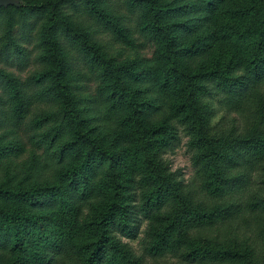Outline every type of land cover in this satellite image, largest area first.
Returning <instances> with one entry per match:
<instances>
[{
	"label": "trees",
	"instance_id": "16d2710c",
	"mask_svg": "<svg viewBox=\"0 0 264 264\" xmlns=\"http://www.w3.org/2000/svg\"><path fill=\"white\" fill-rule=\"evenodd\" d=\"M121 4L133 27L111 0L0 7V61L27 64L25 44L45 17L32 74L0 70L9 104L0 126L28 123L30 140L44 128L42 153L21 163L11 156L26 143L0 134V171L14 172L0 181V264L262 262L264 0ZM91 19L128 44L147 37L152 56H110ZM35 103L50 109L30 118ZM221 108L253 128L215 123ZM182 134L194 185L166 157ZM142 232L138 253L130 241Z\"/></svg>",
	"mask_w": 264,
	"mask_h": 264
},
{
	"label": "rangeland",
	"instance_id": "374dc122",
	"mask_svg": "<svg viewBox=\"0 0 264 264\" xmlns=\"http://www.w3.org/2000/svg\"><path fill=\"white\" fill-rule=\"evenodd\" d=\"M116 7L119 10V13L124 17V20H126L127 24L133 25V19L134 16L132 14H129V11L123 7L121 4V0H111ZM45 18V17H44ZM42 18L40 20L39 26L35 29L33 33V39L29 41V43H26L25 46L27 48V52L29 53V60L26 62L27 64H23L20 62L19 59L12 60V61H0V70L6 72L7 74H10L14 76L15 78L19 79L20 81L26 80L32 72L37 68L38 63L35 62L36 55L38 53V50L36 48V38L38 39V34L41 30V23L45 20ZM89 25L93 29H97L96 36L98 39L101 40V43L103 45L104 51H107L110 56L119 58V59H126V58H132L135 56H152L153 52V46L152 43L147 39V37L143 35H134V41L132 44H128L123 42L122 40L117 39L115 35H113L111 32H107L105 29L102 28L101 25L98 24L95 20L91 19L89 20ZM19 32V36L21 34V29ZM96 83L93 81L89 84V91L91 93L95 92ZM89 93V92H88ZM49 106L47 103H35L32 109V114L30 118H32L34 115L42 113L45 110H49ZM0 112L4 114V116H8L9 113V104H8V92L5 90L1 83H0ZM236 119V120H234ZM221 121V124L224 127L232 128L234 127H241V128H253L251 126L252 122L245 121L244 119L240 120V115L236 112H228L226 109H218V115L215 118V123ZM6 130H10L9 132H6L5 137L1 139V143L3 144H9L12 142H15L16 140H21L26 143L25 151L17 156H11L13 160H15L18 163H21L23 161L31 159L33 155H39L43 151V144L39 142V137L41 136L43 129L37 130L34 132L35 136L32 140L29 139L30 135V124H24L19 128L11 127V126H0V134L4 133ZM32 134V133H31ZM181 142L180 144L175 147L174 151L169 150L166 154V157L169 161L172 163L173 170H178L179 173H181L185 179V182L191 185H194L195 182V168L192 164L191 160V152L189 151L187 147V141L188 138L185 137L184 134L181 136ZM13 173L10 174L6 178V172L0 171V181L4 179L6 181L8 178L12 180ZM197 184V183H196ZM145 228V224L143 225L142 229ZM210 234L217 236L218 232L216 231H209ZM143 232L139 236L138 239L130 241V243L135 247L138 253H141L142 245L140 244V240L143 237ZM239 239L244 241H249L252 237L251 231H249L246 228H243L239 230ZM234 238V237H233ZM236 239V237H235ZM125 241H129L125 239ZM253 242V240H252ZM153 264H185L181 258L174 257L172 255L165 256L158 258L155 261H152ZM264 264V259L261 262L260 260L257 262V264Z\"/></svg>",
	"mask_w": 264,
	"mask_h": 264
},
{
	"label": "water",
	"instance_id": "95a60500",
	"mask_svg": "<svg viewBox=\"0 0 264 264\" xmlns=\"http://www.w3.org/2000/svg\"><path fill=\"white\" fill-rule=\"evenodd\" d=\"M17 0H0V7L15 4Z\"/></svg>",
	"mask_w": 264,
	"mask_h": 264
}]
</instances>
